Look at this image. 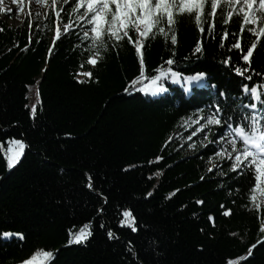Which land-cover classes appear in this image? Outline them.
<instances>
[{"label": "trees", "instance_id": "1", "mask_svg": "<svg viewBox=\"0 0 264 264\" xmlns=\"http://www.w3.org/2000/svg\"><path fill=\"white\" fill-rule=\"evenodd\" d=\"M66 8L60 26L72 27L58 40L52 13L46 26L26 20L16 28L0 20V142L23 139L29 146L10 171L8 144L0 148V231L24 236L0 235V264H20L37 250L54 251L50 264H264V207L255 209L250 200L256 194L250 192L251 172L236 175L225 159L210 172L209 162L220 158L212 151L218 144L205 141L204 147L201 134L193 139L198 143L191 155L175 139L185 131L184 121L195 118V108L211 102L217 89L238 96L242 81L247 82L232 70L245 66L239 50H228L232 33L240 35V16L222 25L218 10L216 39L205 33L200 54L194 49L201 34L187 16L177 17L176 45L170 35L167 41L160 35L146 41V75L158 74V66L184 75L205 71L217 86L201 89L193 98L184 92L183 81L166 78L169 91L152 98L125 91L139 74L134 47L125 39L117 52L109 42L98 63L89 64L93 45L83 39L86 26ZM225 28L229 40L221 49L219 33ZM254 40L245 30L242 46L246 49ZM173 51L175 63L166 65ZM229 56L231 65L225 66L222 61ZM252 68L264 73V37ZM217 131L216 126L206 131L208 141L215 140ZM176 189L180 191L168 198ZM125 209L136 217L137 232L118 226ZM86 222L93 232L87 245H68L69 230L78 231ZM109 228L119 239L108 238ZM253 244V255L240 260Z\"/></svg>", "mask_w": 264, "mask_h": 264}, {"label": "snow or ice", "instance_id": "2", "mask_svg": "<svg viewBox=\"0 0 264 264\" xmlns=\"http://www.w3.org/2000/svg\"><path fill=\"white\" fill-rule=\"evenodd\" d=\"M13 2L20 5L17 11H23L24 0H13ZM32 2L46 3V0H30V3ZM64 5H67L70 13L76 14V20L86 26L83 31V39L90 41L93 45V48L89 49L90 55L87 62L93 66L96 65L101 58V50L107 51L109 42H111L113 50L118 52L119 42L126 39L134 47L140 68L139 74L129 82L125 91H138L154 97L169 91V88L164 84L166 78L171 79L174 83L183 81L184 92H192L193 98L199 90L216 89L217 86L215 83H211L212 78L205 71L184 75L172 67L158 66L154 70L158 74L146 75L144 56L146 41L150 38L154 39L157 35L162 36L167 41L170 35L171 44L176 45L177 34L174 26L178 22L177 17L187 16L191 18L197 26V31L201 34L202 38L197 40L194 49V54H200L203 51L205 33L210 39H216L215 27L218 10L222 17V25L229 24L234 15L240 16V35L235 32L232 33L234 42L229 44L228 50H239V60L243 61L245 66H232V70L247 82L242 81L238 96L217 89L216 95L210 97L211 102L205 104L204 107L197 106L194 110L195 118L189 116L184 124L189 128H193L195 125L187 137L188 140H192L197 134H203L204 141L201 143L204 147H207L205 141L219 145L218 148H213V155L227 160L232 173L244 175L251 172L253 183L250 192L258 193L260 197L259 202H257V195H250L252 205L259 208L261 204H264V73L252 68V57L258 47V42L264 37V0H60V7H57V0H52L56 17L55 38L57 40L61 37L60 19ZM206 8L207 12H205ZM205 24H207V28H205ZM71 27L72 25L69 23L63 25L65 32L70 31ZM245 30L255 37V40L246 49L242 46V36ZM133 35H135V39ZM219 37L218 46L223 49L225 41L229 40L228 30L225 28L222 33H219ZM174 55L175 52L173 51L165 61L166 65H174L175 61L172 58ZM231 62V56L222 61L225 66H230ZM246 73L247 75H245ZM84 75L91 77L92 73L87 72ZM254 75L258 80L254 81ZM78 82L84 83L85 81L79 80ZM25 107L29 106L26 105ZM205 108L208 110L207 114H203ZM35 115L36 106L32 105L31 116L33 119ZM213 126H216L218 131L215 134V140L208 141L205 130L211 132ZM5 142L8 144L5 155L7 168L10 171L20 163L25 155V149L29 146L23 139L10 138ZM5 142H0V148ZM195 146L194 144L189 145V147ZM160 159L162 157H156V160ZM220 167L219 164H213L208 170L211 172L214 168L220 169ZM160 174V172L154 173L156 176ZM222 174L227 175V173ZM87 187L93 188L90 175L88 176ZM178 191L180 190L176 189L170 193L168 198ZM100 195L107 203V198L103 197V194ZM147 195L151 196L152 193L149 192ZM196 203L203 204L204 202L198 200ZM230 211V209L225 210L224 214L229 215ZM97 212L102 214L104 209L98 208ZM120 217L119 227H128L133 232L138 231L136 217L130 209L122 210ZM100 227L104 228V223H101ZM260 231L264 232V221L261 222ZM106 234L110 240L119 239L111 228L107 230ZM0 235L4 238L13 236L20 239L24 238L23 233L20 232L0 231ZM92 235L91 222H86L78 231L69 230L67 243L68 245L86 246ZM260 243L261 240H258L257 244ZM257 244L251 245L247 255L239 259L247 261L248 257L253 255L252 250L257 247ZM128 251L135 257L131 242H129ZM54 259V251L37 250L21 261L20 264H50ZM229 264H236V262H229Z\"/></svg>", "mask_w": 264, "mask_h": 264}, {"label": "rangeland", "instance_id": "3", "mask_svg": "<svg viewBox=\"0 0 264 264\" xmlns=\"http://www.w3.org/2000/svg\"><path fill=\"white\" fill-rule=\"evenodd\" d=\"M20 7L19 3H14L13 0H0V20H3L5 22H7L10 26L12 27H21L24 22L26 20H28V22L30 24H34L37 21L41 22L42 26H46L48 24L45 23L46 19L50 18V14H54V8L52 6V0H46V3H35L32 2L30 3V0H24L23 3V11H17V9ZM57 7H60V0H57ZM67 7V5L63 6V9ZM67 10L68 7L66 8ZM39 13V15H37ZM55 15V14H54ZM73 20H76V14L73 13ZM65 32L64 28L61 26V34ZM54 36H55V31H54ZM163 95L160 94L158 96H151V95H146L147 97H152V98H159ZM195 127V125H193V128ZM214 127V126H213ZM193 128H189L187 126H185V131L176 136L175 139L178 141V143L180 144V147L185 149V153L186 154H191L193 155L197 149V143L196 141H194L193 139L196 137H201V134H197V136H194L192 138V140H188V136L191 134ZM207 130H205V133ZM190 133V134H189ZM189 134V135H188ZM208 135V134H207ZM222 143V142H221ZM190 144H194L196 145L195 147H189ZM226 146V145H225ZM223 160L221 159V157L215 161V160H211L209 162V167H212L213 164H219L220 165V161ZM215 170V168L213 169ZM258 200L257 202H259L260 197L259 194L256 193ZM264 207V204H261V206L259 208H255V209H260Z\"/></svg>", "mask_w": 264, "mask_h": 264}]
</instances>
